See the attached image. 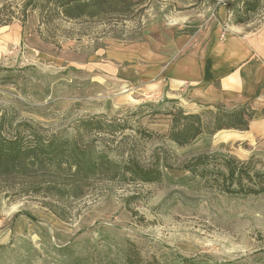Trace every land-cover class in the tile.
I'll list each match as a JSON object with an SVG mask.
<instances>
[{
	"label": "rangeland",
	"instance_id": "obj_1",
	"mask_svg": "<svg viewBox=\"0 0 264 264\" xmlns=\"http://www.w3.org/2000/svg\"><path fill=\"white\" fill-rule=\"evenodd\" d=\"M140 1L124 17L71 21L42 0H0L1 137L69 138L135 175L123 184L95 179L78 198L0 181V264H264V147L224 142L239 138L226 129L178 147L168 135L177 102L129 99L64 62L65 50L89 55L140 41L152 16L192 2L222 5L232 21L244 14L241 0ZM248 15L264 20V0ZM12 27L16 41L5 36ZM30 32L44 56L29 50ZM201 115L211 130L214 112ZM93 118L109 123L107 132L77 131Z\"/></svg>",
	"mask_w": 264,
	"mask_h": 264
},
{
	"label": "crops",
	"instance_id": "obj_2",
	"mask_svg": "<svg viewBox=\"0 0 264 264\" xmlns=\"http://www.w3.org/2000/svg\"><path fill=\"white\" fill-rule=\"evenodd\" d=\"M232 17L222 5L195 7L192 2L183 10L152 16L140 41H118L89 55L65 50L64 62L129 99L165 98L188 114L245 106L252 114L248 129L231 130L239 138L224 142L254 150L257 144L264 147V20L234 24ZM14 29L5 31L11 41H16ZM28 35L29 50L44 56L40 37ZM18 37L24 43L21 31Z\"/></svg>",
	"mask_w": 264,
	"mask_h": 264
},
{
	"label": "trees",
	"instance_id": "obj_3",
	"mask_svg": "<svg viewBox=\"0 0 264 264\" xmlns=\"http://www.w3.org/2000/svg\"><path fill=\"white\" fill-rule=\"evenodd\" d=\"M244 14L235 15L234 24L250 21V12L256 11L261 0H241ZM140 0H42L48 10L67 20L97 19L122 16L138 5ZM43 15V11H42ZM213 128L206 131L201 114H188L178 108L172 114L169 139L178 147L186 146L203 134L214 135L226 130L246 131L252 120L251 111L243 106L233 111L218 109L214 112ZM109 123L93 118L80 122L77 131L81 134L107 132ZM125 167V166H124ZM111 160L108 155L95 149L81 147L69 138L51 136L43 139L32 134L31 140L22 137L8 139L0 134V181L12 182L21 179L32 193L78 198L93 180L116 181L121 184L135 180V175ZM129 173V177L127 176ZM28 195V191H24ZM256 192V191H255Z\"/></svg>",
	"mask_w": 264,
	"mask_h": 264
}]
</instances>
